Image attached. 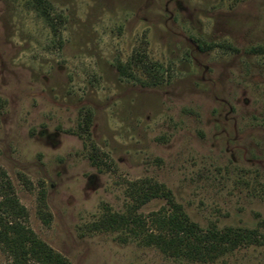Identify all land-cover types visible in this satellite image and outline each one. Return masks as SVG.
<instances>
[{"label":"rangeland","instance_id":"rangeland-1","mask_svg":"<svg viewBox=\"0 0 264 264\" xmlns=\"http://www.w3.org/2000/svg\"><path fill=\"white\" fill-rule=\"evenodd\" d=\"M45 2L0 0V169L27 226L71 264H264V245L189 261L92 229L149 180L203 229L264 234V0Z\"/></svg>","mask_w":264,"mask_h":264},{"label":"trees","instance_id":"trees-1","mask_svg":"<svg viewBox=\"0 0 264 264\" xmlns=\"http://www.w3.org/2000/svg\"><path fill=\"white\" fill-rule=\"evenodd\" d=\"M33 1L43 13H47L45 0ZM135 58L149 79L154 84L158 83V66L146 64L142 56ZM117 70L122 75H130L122 64L117 65ZM92 159L95 166L99 165L98 157L93 156ZM128 197L131 202L124 213L107 211L92 225V229L120 232L119 241L122 243L136 241L142 246L155 247L171 258L189 261L211 260L215 254L229 252L239 246L264 245V234L255 230L201 228L161 184L149 180L136 182L128 188ZM153 200H164L166 206L147 216L141 214L140 208ZM40 215L43 219L46 217L45 212L40 211ZM27 216L10 179L0 169V247L11 264H71L34 234L26 224Z\"/></svg>","mask_w":264,"mask_h":264}]
</instances>
